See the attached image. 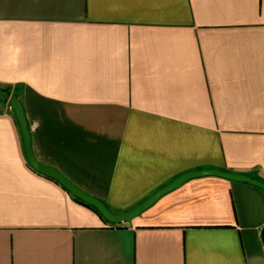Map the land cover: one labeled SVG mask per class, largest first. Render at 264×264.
Masks as SVG:
<instances>
[{
  "label": "crops",
  "instance_id": "crops-1",
  "mask_svg": "<svg viewBox=\"0 0 264 264\" xmlns=\"http://www.w3.org/2000/svg\"><path fill=\"white\" fill-rule=\"evenodd\" d=\"M37 160L112 211L193 170L264 182V0H0V89ZM0 92V264H264V190L196 177L113 225L26 160Z\"/></svg>",
  "mask_w": 264,
  "mask_h": 264
},
{
  "label": "water",
  "instance_id": "water-1",
  "mask_svg": "<svg viewBox=\"0 0 264 264\" xmlns=\"http://www.w3.org/2000/svg\"><path fill=\"white\" fill-rule=\"evenodd\" d=\"M8 99L6 102L8 103V107L12 109L22 137L23 143V150L26 157L27 162L29 165L36 170L37 172L51 177L57 180L62 186H64L71 194H73L76 198L84 201L85 203L94 207L102 216L103 218L112 224H121V223H131L132 219L140 215L143 211L149 208L152 204H154L160 197L165 195L166 193L178 188L183 183L187 182L188 180L196 177L202 176H218L227 178L234 181L246 182L257 187H260L264 190V182L255 179L249 175L239 174V173H232L220 169H200V170H193L185 172L175 179H173L168 184L160 187L155 192H153L150 196H148L144 201L141 203L127 209L124 211H112L107 207V205L98 199L97 197L90 195L89 193L83 191L80 187L75 185L72 181H70L62 172L58 169L43 164L39 162L34 154L31 142V136L29 131V123L26 118L24 108L22 102L19 98L18 92H7ZM262 241L264 243V227L261 232Z\"/></svg>",
  "mask_w": 264,
  "mask_h": 264
},
{
  "label": "trees",
  "instance_id": "trees-1",
  "mask_svg": "<svg viewBox=\"0 0 264 264\" xmlns=\"http://www.w3.org/2000/svg\"><path fill=\"white\" fill-rule=\"evenodd\" d=\"M12 90V88L11 87H4V88H2V89H0V92L1 93H6L7 94V92H10ZM18 90V88L16 87L14 90H13V92H16ZM12 92V91H11ZM76 199H78V198H76ZM79 201H81L82 203H84V204H86V205H88V206H90V207H92L91 205H89V204H87V203H85L84 201H82V200H80V199H78ZM112 224V223H111ZM122 224V223H121ZM121 224H113V225H121Z\"/></svg>",
  "mask_w": 264,
  "mask_h": 264
},
{
  "label": "built area",
  "instance_id": "built-area-1",
  "mask_svg": "<svg viewBox=\"0 0 264 264\" xmlns=\"http://www.w3.org/2000/svg\"><path fill=\"white\" fill-rule=\"evenodd\" d=\"M13 92V91H12Z\"/></svg>",
  "mask_w": 264,
  "mask_h": 264
}]
</instances>
